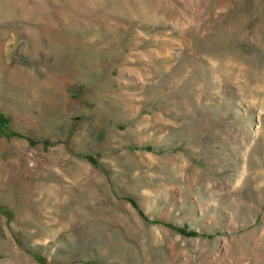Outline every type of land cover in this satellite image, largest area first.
<instances>
[{
    "label": "rangeland",
    "instance_id": "obj_1",
    "mask_svg": "<svg viewBox=\"0 0 264 264\" xmlns=\"http://www.w3.org/2000/svg\"><path fill=\"white\" fill-rule=\"evenodd\" d=\"M0 264H264V0H0Z\"/></svg>",
    "mask_w": 264,
    "mask_h": 264
}]
</instances>
